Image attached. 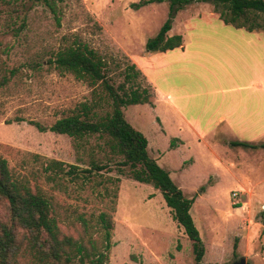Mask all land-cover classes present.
I'll use <instances>...</instances> for the list:
<instances>
[{
  "label": "rangeland",
  "instance_id": "1",
  "mask_svg": "<svg viewBox=\"0 0 264 264\" xmlns=\"http://www.w3.org/2000/svg\"><path fill=\"white\" fill-rule=\"evenodd\" d=\"M140 1L1 0L0 75L11 79L0 87V156L15 178L50 199L51 215L62 231L89 248L104 250L99 215L113 216L106 264H198L193 241L173 218L162 192L134 179L106 137L96 133L76 141L29 123L50 126L84 101L97 103V116L112 110L101 82L79 80L48 61L59 49L83 41L108 60L115 86L125 81L128 63L141 70L135 81L150 88V104L156 100L158 107L127 105L125 116L148 137L150 154L186 196L195 198L191 214L205 245L200 264H232L240 257L247 264H264V148L231 144L264 142V27L237 28L225 23L212 3L193 2L175 15L171 32L183 34L185 49L154 54L146 43L166 21L169 3L132 7ZM255 16L264 21L263 12ZM148 75L165 96L168 91L175 96L172 102L185 116L198 119L203 136L182 127L188 146L170 147L176 120L182 119L161 91L156 98ZM52 159L77 165L79 175L46 171ZM93 161L105 168L83 171ZM17 260L78 264L65 258L38 261L26 250Z\"/></svg>",
  "mask_w": 264,
  "mask_h": 264
},
{
  "label": "trees",
  "instance_id": "2",
  "mask_svg": "<svg viewBox=\"0 0 264 264\" xmlns=\"http://www.w3.org/2000/svg\"><path fill=\"white\" fill-rule=\"evenodd\" d=\"M164 1L169 3V14L158 33L148 39L146 43L148 52H163L182 46L183 36L181 34L170 36L168 32L178 11L193 2L212 3L220 18L237 28L253 31L264 27V21L259 22L255 16L258 12L264 13V0H142L134 2L132 7L138 9L151 2ZM2 11L0 0V14ZM1 45L0 36V47ZM48 61L62 71L73 73L79 80L89 81L93 85L101 82L112 99V110L105 115L97 116L94 111L97 103L84 101L78 104L71 114L57 119L50 126L34 120H29V123L40 131L50 130L66 134L76 141L96 133L106 137L110 150L123 156L119 164L129 166L134 179L152 183L162 192L167 205L171 208L173 218L193 241L195 261L200 264L205 254V245L191 214L195 198L185 195L182 188L171 178L170 172L150 154L148 137L135 128L125 116L124 108L127 105L152 103L150 88L135 81L141 70L135 63H128L124 69L125 81L115 86L108 76V60L87 43L79 40L59 49ZM11 74L13 75L14 71H11ZM10 79L11 75L1 74L0 87L5 86ZM177 139L172 138L170 144L172 148L176 146ZM231 144L264 148V142L234 141ZM65 166H69V169L66 170ZM77 167L75 164L67 165L61 160L52 159L47 163L46 171L77 176L80 173ZM103 168L104 165L93 161L91 167L83 171L92 173ZM51 205L50 199L42 192L33 190L30 184L15 178L8 160L0 156V264H16L17 257L23 250L29 251L38 261L46 263L65 258L70 262L78 259V264H106L108 252L113 245L111 241L115 228L113 216L107 212H101L99 215L105 245L103 251H96V248H89L83 240L68 236L62 231L57 219L51 215ZM234 254L237 255V244Z\"/></svg>",
  "mask_w": 264,
  "mask_h": 264
},
{
  "label": "crops",
  "instance_id": "3",
  "mask_svg": "<svg viewBox=\"0 0 264 264\" xmlns=\"http://www.w3.org/2000/svg\"><path fill=\"white\" fill-rule=\"evenodd\" d=\"M181 11V10H180ZM174 25V24H173ZM172 28H173V26H172ZM172 28H171V30L168 32V34L171 36V32H172ZM175 35V34H174ZM183 35V34H182ZM243 37H246V36H243ZM183 41H184V39H183ZM177 48H181L182 50H184L185 49V44L183 43L182 44V46H180V47H177ZM174 49H176V48H174ZM170 50H173V49H170ZM167 51H169V50H167ZM150 53H156V54H158V53H160V52H150ZM148 77H149V79H150V81L153 83V85H154V87H155V93H156V98L158 97L157 96V93H158V91H161L160 90V88H159V86L154 82V80H153V78L152 77H150V75H148ZM161 93H162V91H161ZM159 96H160V94H159ZM162 99H167L168 101H170L169 103H170V106L173 108V110L174 111H176V112H178L179 114H180V117H181V119H182V121H177L176 120V128H177V130H178V132H177V136H175L176 138H178V140L176 141V146L174 147L175 149H179V148H183V147H187L188 146V142H187V140L185 139V137L183 136V130H182V127L184 128V129H191V130H193V131H195V133H196V135L197 136H201V134H202V136L204 135V133H205V129H204V127H202L200 124H199V122H198V119L197 118H195L194 120H191L190 118H188L187 116H185L181 111H180V108H179V106H177L178 104L176 103H174V102H172V100H174L175 102H176V99H174L175 98V96H173L172 95V93L170 92V91H168L167 92V94H166V96L162 93V96H160ZM140 104V103H139ZM145 104H149V105H151L152 107H154L155 109L158 107V104H157V101L155 100V102H154V105H152V104H150V103H145ZM158 113V112H157ZM160 114V113H159ZM159 116V115H158ZM160 117V120H161V122H162V124H160V128H161V126H163L164 127V125H163V121H162V118L163 117H161V116H159ZM173 119H174V117H172ZM220 118H222V119H224V116H220ZM262 125V124H261ZM166 129L164 128V130L163 131H165ZM253 143H255V142H253ZM259 143H261V142H259ZM238 146V145H237ZM236 146V147H237ZM171 147V146H170ZM243 147V146H242ZM172 148V147H171ZM253 149H258V148H253ZM169 209H171L170 207H169Z\"/></svg>",
  "mask_w": 264,
  "mask_h": 264
},
{
  "label": "water",
  "instance_id": "4",
  "mask_svg": "<svg viewBox=\"0 0 264 264\" xmlns=\"http://www.w3.org/2000/svg\"><path fill=\"white\" fill-rule=\"evenodd\" d=\"M232 264H247V260L245 257H240L236 261H234Z\"/></svg>",
  "mask_w": 264,
  "mask_h": 264
}]
</instances>
